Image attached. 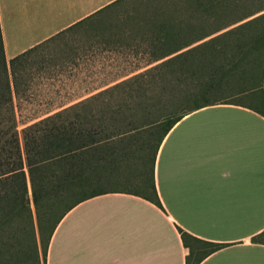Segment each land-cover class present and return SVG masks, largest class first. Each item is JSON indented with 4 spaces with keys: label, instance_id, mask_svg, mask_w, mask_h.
<instances>
[{
    "label": "trees",
    "instance_id": "obj_1",
    "mask_svg": "<svg viewBox=\"0 0 264 264\" xmlns=\"http://www.w3.org/2000/svg\"><path fill=\"white\" fill-rule=\"evenodd\" d=\"M122 1L126 2L114 0L86 22L82 20L60 32L92 30L88 26L92 19ZM200 1L197 0V5L201 6L203 17L212 16L214 12L210 13L205 5L214 2ZM225 1L215 2L220 5ZM263 18L264 5L209 31L200 25L197 28L175 25V18H160L143 22V26L138 22L139 25L130 24L135 29L131 43L123 32L101 35L99 41H93L96 48L102 39H108L112 42L107 46L109 52L114 46L128 49L129 44L138 52L137 48L147 42L146 51L152 54L137 67L142 70L125 77L116 76L100 85L105 87L99 91L80 98L81 95L51 113L31 118L19 129L14 101L26 91L30 78L22 72L27 55L49 38L8 60L4 58L0 38V264H45L49 239L58 220L86 198L122 189L158 205L152 165L158 144L170 126L187 112L230 102L209 99L220 95L224 87L228 96L257 88L260 91L264 56L257 86L252 85L255 80L252 68L246 67L249 60L246 64L241 61L249 54L246 41L251 37L244 35V31ZM228 26L231 27L219 32ZM103 29L93 30L100 35ZM144 33H149L147 41ZM239 34L245 42L231 46L227 42L217 43L220 38ZM188 35L190 38L183 40ZM263 39L264 34L256 36L251 45L256 46ZM234 80L239 83L237 86L232 84ZM149 83H158L157 96ZM119 90L126 95L122 99H132V104L109 105L103 96L108 94L111 99L113 92ZM156 100L161 103L159 107L155 106ZM184 102L191 107L170 116ZM261 102L259 113L264 117V102ZM180 237L189 248V255L195 250V261L222 246L185 232H180Z\"/></svg>",
    "mask_w": 264,
    "mask_h": 264
},
{
    "label": "crops",
    "instance_id": "obj_2",
    "mask_svg": "<svg viewBox=\"0 0 264 264\" xmlns=\"http://www.w3.org/2000/svg\"><path fill=\"white\" fill-rule=\"evenodd\" d=\"M113 1L0 0L5 60ZM110 44L100 41L102 53ZM88 45L80 60L90 73L97 48ZM240 95L248 100L206 105L170 126L152 165L158 205L122 189L80 201L58 220L46 264H264V63L260 91ZM180 232L222 246L195 261Z\"/></svg>",
    "mask_w": 264,
    "mask_h": 264
},
{
    "label": "rangeland",
    "instance_id": "obj_3",
    "mask_svg": "<svg viewBox=\"0 0 264 264\" xmlns=\"http://www.w3.org/2000/svg\"><path fill=\"white\" fill-rule=\"evenodd\" d=\"M215 1L221 0L200 1V3L205 2V4L214 2L211 5H205L209 12H214V14L212 16L208 14L210 15L209 17H203L204 14L201 11L202 9H200L201 6L197 5V0H126V2L122 1L116 6L103 11L91 20L88 26H91L93 29H103L105 26L100 35L99 31L93 29H71L60 32L37 45L27 55L25 69L22 71L25 73V76H30L27 80L26 91L19 95L18 99L14 101L18 129L29 119L51 113L58 106L83 95L82 90L98 87L108 82L116 77L115 74H125L128 72L132 74L142 70L143 68L137 69V67H140L143 61L152 54L146 51L147 42H145L144 46L141 45L137 48L138 52L132 49L133 46H131V44H129L130 48L128 49L124 47L119 49L116 48V46L111 47L113 51H107L106 53H102V51L99 50L100 46H98L97 50H95L96 69H91L89 73L88 69H84L85 62L80 59L83 54L87 53L86 50L89 47L92 51L91 46L88 45L89 42L99 41L101 35L109 36L117 32H123L128 37V43H131L132 32H134L135 29H133L134 25L131 26L130 24L138 22L143 26L145 24H143V22L154 21L160 18L169 20L175 18V25L179 24L178 26L182 27H186L184 25H195L192 28H197V25H200L203 30L209 31L223 26L227 21L243 12L254 11L258 7L264 5V0H224L225 2L220 5ZM138 23L136 24L139 25ZM120 24L121 28H119ZM229 27L231 26L219 32ZM144 34L145 41H147L149 33ZM243 34L248 38L251 37L250 40L246 41L249 45V54H247V56L242 59L244 61L241 62L246 64L248 60V63L251 61L249 66L247 63L246 67H249V69L252 68L253 78H255L252 85L257 86L260 64L264 56V39L256 46L255 44L251 45V41H255L256 36H263L264 18L253 23L252 26L250 25ZM241 35L242 34L232 35L227 39L220 38L217 43L222 45L227 42V45L231 46L235 43L245 42L244 37H240ZM190 36L191 35L183 37V40L189 39ZM205 39L207 38H204V40ZM227 48L229 49V47ZM76 56H78V60L74 59ZM91 65L93 66V63H91ZM86 74H89V76H86ZM235 80L232 81V84L237 86L239 83ZM238 81H241V79L238 78ZM158 83L147 84L154 88L151 91L155 96L160 93ZM171 83L173 84L174 81ZM134 88L136 89V86H134ZM227 88L229 89V87ZM223 89L227 90L226 87ZM224 90L220 95L209 99L217 98L221 99V101L230 102L248 100L247 97L242 95L228 96V93H226L227 91ZM122 92V90L113 92L115 94L111 99L108 97V94H105L103 97L109 101L108 103L110 106L123 102L132 104V99H122L126 96L124 92ZM256 92L255 90L254 96L257 95ZM176 95H179L177 90ZM251 99L254 100L255 97ZM156 102L155 106L159 107L161 103H158L157 100ZM96 105H99V103H96ZM189 107H191V105L184 102L180 105V108H174L170 116H174L180 113L182 111L181 109ZM122 185L123 183L121 186Z\"/></svg>",
    "mask_w": 264,
    "mask_h": 264
}]
</instances>
